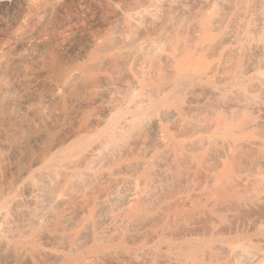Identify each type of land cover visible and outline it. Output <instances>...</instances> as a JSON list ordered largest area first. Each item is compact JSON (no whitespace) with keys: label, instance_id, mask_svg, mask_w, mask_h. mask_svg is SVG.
Here are the masks:
<instances>
[{"label":"bare ground","instance_id":"obj_1","mask_svg":"<svg viewBox=\"0 0 264 264\" xmlns=\"http://www.w3.org/2000/svg\"><path fill=\"white\" fill-rule=\"evenodd\" d=\"M0 24V264H264V0H0Z\"/></svg>","mask_w":264,"mask_h":264},{"label":"rangeland","instance_id":"obj_2","mask_svg":"<svg viewBox=\"0 0 264 264\" xmlns=\"http://www.w3.org/2000/svg\"><path fill=\"white\" fill-rule=\"evenodd\" d=\"M99 15L100 14H99L97 7L92 6L90 8V11L88 12V17H87V20L85 22V25H81L80 27H76V29L74 28V29H71L70 31H68L69 34L67 33L68 35L66 34L67 37H65V38H67V42L69 44H73L76 48L72 47V48L67 49V48L62 47L63 48L62 51H63L64 57L66 59L77 61V60H80L81 57L82 58L84 57L83 54L85 52H84V50L82 51V49L86 48L85 46H87V47L89 46L90 43H88V42H90L89 38H91L90 37V36H92L91 34H93V32L99 33L104 27L103 26L104 22L101 20V17ZM101 27H102V29H101ZM54 35H56V36H54ZM57 35H59V36H57ZM51 36H53L52 40L51 41L49 40V42L46 43V47L47 46L56 47L57 44L55 45V43H57L58 39L60 40V38H62L61 41H63V38L65 35L62 34V36H61V33L58 34V32H57V34L54 33V34H51ZM4 38H8V36L6 34V31L3 27V25L0 24V40H4ZM5 40H7V39H5ZM59 43H61V42H58V44ZM60 45L61 44H59V46ZM77 46H78V48H77ZM14 48H17V47L14 45ZM33 66H31V64H27V65L23 66V70H20L21 68L19 69L18 67H12V69L13 68L15 69L14 75H16L17 72H18V75L20 74V76H21V73H23V72L26 73L25 76H23V74H22L23 77L21 76L24 83L27 84L26 85L27 90H26L25 95L28 96V97L26 96L27 99L33 98V100H35V98L38 97L37 95L40 94V78L43 79L44 75L42 73H40V66H37V65H33ZM12 69H8L7 72L12 71ZM26 79H27V81H26Z\"/></svg>","mask_w":264,"mask_h":264}]
</instances>
